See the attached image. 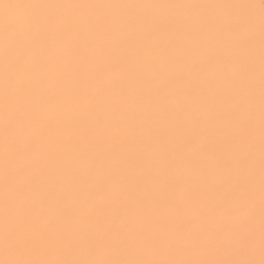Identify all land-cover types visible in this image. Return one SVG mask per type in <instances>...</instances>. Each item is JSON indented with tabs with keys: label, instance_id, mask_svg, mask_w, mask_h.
<instances>
[{
	"label": "snow or ice",
	"instance_id": "6c2138e0",
	"mask_svg": "<svg viewBox=\"0 0 264 264\" xmlns=\"http://www.w3.org/2000/svg\"><path fill=\"white\" fill-rule=\"evenodd\" d=\"M0 264H264V0H0Z\"/></svg>",
	"mask_w": 264,
	"mask_h": 264
}]
</instances>
